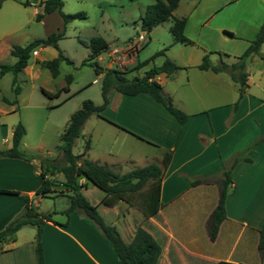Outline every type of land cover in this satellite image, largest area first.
I'll return each mask as SVG.
<instances>
[{"label":"crops","instance_id":"1","mask_svg":"<svg viewBox=\"0 0 264 264\" xmlns=\"http://www.w3.org/2000/svg\"><path fill=\"white\" fill-rule=\"evenodd\" d=\"M185 5L175 16L185 18L182 31L191 40L185 44L199 48L192 61L195 70H192L190 77V57L187 55V59L180 63L170 58L179 66L171 74L158 72L153 76L160 84L162 93L187 113L185 121L179 123L145 92L123 94L114 89L108 91L107 101L96 115L105 121V127L119 136L120 142H130L136 147L147 143L159 149L158 154L150 156L159 165L162 164L164 150H170V158L162 168L159 208L154 214L144 217L134 202L118 199L112 204L103 203L100 201L103 190L98 199L91 200L88 197L91 187L87 184L90 180L84 176L77 179L78 190L96 205L101 216H108L107 220H103L114 225L123 241L130 239L137 224L145 228L160 245L155 264H212L217 260L264 264V247L261 258L257 250L259 228L264 222V139L249 152L250 160L241 159L231 169V182L224 198L225 214L218 223L213 239L208 237L205 226L208 214L217 201L222 168L253 142L255 136L264 133V126L259 127V131L253 130L241 144L238 143L244 118L243 102L251 96L248 76L247 86L239 98L238 87L235 98L233 95L223 98L226 74L197 67L202 54L215 52L211 51L214 48L222 50L216 53V62L218 59L224 60L223 57H228L231 52L236 54L235 60L254 37L262 21L264 0H188ZM53 11L56 9L48 13ZM59 28L57 26L55 31ZM44 46L37 45L31 52L37 54ZM263 49L264 39L259 44L258 53H252L250 59H264ZM178 50L183 52L182 48ZM136 51L137 46L131 51V63L134 61L132 54H136ZM96 59H99V54ZM110 60L111 56L106 64L100 65L101 68L113 67ZM263 71L261 67L257 70ZM183 72L186 74L184 79L181 78ZM96 74L100 76L101 72ZM13 100L4 99L7 103H14ZM234 101L236 104H233ZM250 123L254 124L252 120ZM85 150H82V156ZM123 154L109 161L108 166L113 168L121 160L134 157L137 153L127 149ZM90 160L98 162L96 159ZM0 163L25 164L19 157H0ZM44 170L1 171L0 189L27 195V203L34 210L36 196L41 197L35 189L43 177L52 176L59 181L50 185L47 195L59 194L56 192L58 188H55L58 186L63 188L62 195L71 192L62 184L60 171L55 170L50 175ZM40 171L44 172L43 176ZM201 174L207 176V181L189 182V178ZM26 178L33 181L26 182ZM23 205L24 199L18 194L0 192V229L20 213ZM20 227L13 239L2 242L0 264H36L34 232L30 237L21 238L18 234ZM40 242L44 264H120L109 240L91 219L76 210H70L61 219H53L51 215L50 219L44 218Z\"/></svg>","mask_w":264,"mask_h":264},{"label":"rangeland","instance_id":"2","mask_svg":"<svg viewBox=\"0 0 264 264\" xmlns=\"http://www.w3.org/2000/svg\"><path fill=\"white\" fill-rule=\"evenodd\" d=\"M24 1L26 3H23ZM39 1H1L0 62L10 64L15 60L14 55L9 52L11 44L22 45L34 37L44 36L50 31H55L57 26L60 27L59 30L62 29V18L57 10L45 13L39 19H35V12L40 9ZM61 1L63 12H82L83 15L72 17L64 24L63 36L57 40V47L47 44L37 54L30 51L27 63L21 70L15 73L11 70L0 73V148L10 144L12 127L19 121L24 127L19 148L27 155H31L29 159L21 158L25 163L23 165L22 163H0V172L4 170H12V172L22 170L25 172L29 169L42 170L45 168L44 171L49 174V169L55 171L54 166H59L65 162L59 148L60 133L67 123L70 113L79 108L84 99H90L94 103H99L101 99L100 76L95 73L92 64L81 62L88 54L89 49L86 43L91 36H101L108 43V47L116 45L124 50L129 40L136 39L139 30L144 33V38L136 44V54H132L134 61L131 63L130 56H126L124 60L129 63L124 62L120 65V69L126 70L124 72L126 77L142 74L150 66L160 64L165 57L173 58L175 62L180 63L185 61L186 56L189 55L188 64L191 65L188 67L189 75L192 70H195L192 61L195 59L194 54L198 52L199 48L174 41L168 29L172 17L184 9L185 2L188 0H178L171 11V15L152 26L149 31L140 29L139 16L144 7L153 0ZM108 47L100 51L99 59H96L101 66L109 60L106 55ZM179 48H182L183 52H179ZM220 49H211L215 52L208 53L209 60L215 63L216 53L222 52ZM159 50L162 52L156 53ZM189 50H191L190 53ZM58 51L69 61L59 59L57 73L52 75L46 66L40 64V61L51 59L58 54ZM234 54L231 52L228 57H223L224 61L233 60L236 55ZM150 57L151 59H149ZM145 59H148L146 63L138 67L135 66L137 62H142ZM260 67L264 69V59L258 57L250 59V56L246 58L244 69L247 72L248 92L251 93V96L243 102L242 116L244 118L243 125L240 127L239 144L251 135L253 130L259 131V127L264 126V71L257 72ZM222 72L226 74L223 98L228 97V95H233L235 98L238 84L233 82L225 71ZM68 74H70V80L66 83ZM181 74V78L184 79L186 77L185 72ZM12 79L14 80L13 83ZM66 84L68 89H62V86ZM14 85L18 86L16 94L13 90ZM41 87L49 92L59 91L57 95L47 96L40 90ZM182 91L183 89L177 93L180 94ZM2 96L10 100L15 98L16 101L7 103L1 99ZM96 115L90 113L81 123L79 132L71 145L73 153H81L84 145L87 144L84 156L89 159H96L106 166H108L109 161L124 155L123 153H126L127 149L137 153L136 156L130 157L131 159L121 160L116 166H113L111 169L116 172L142 165L147 160L156 163L154 158H150V156L158 154L159 149L151 147L147 143H141L136 147L130 145V142H120L119 136L105 127V121ZM254 116L258 122L253 118ZM251 120L254 124L250 123ZM262 134L259 133L254 139ZM28 181L33 180L31 178L26 180V182ZM55 183L57 184L59 181ZM87 184L91 187V191L88 193L89 199H98L103 191L91 184L90 181ZM55 188H58L56 192L59 194L36 196L37 201L33 205L36 211H54L51 217L61 219L65 215L64 209L68 205V200L65 195L60 194L63 191L61 186ZM135 204L137 205V203ZM99 209L101 211V206ZM102 216L104 220L108 219L106 214ZM34 231L35 225L27 223L21 225L18 234L19 237L25 238L30 237Z\"/></svg>","mask_w":264,"mask_h":264},{"label":"trees","instance_id":"3","mask_svg":"<svg viewBox=\"0 0 264 264\" xmlns=\"http://www.w3.org/2000/svg\"><path fill=\"white\" fill-rule=\"evenodd\" d=\"M2 0H0L1 3ZM178 0H153L148 3L140 17V29L149 31L150 28L162 22L167 16L171 15L172 9L176 6ZM23 3H26L25 1ZM40 9L35 12V19H39L43 14L56 9L62 18V29L57 31H50L44 36L34 37L24 44L13 43L10 45L9 52L14 55L15 60L10 63L0 62V73L11 70L13 73L21 70L27 63L30 51L37 45L51 44L57 47V40L63 36L64 24L72 17L82 16V12L65 13L61 10V0H40ZM185 23L184 16H173L168 29L174 41L182 43H190L191 40L183 33V26ZM264 39V16L262 21L252 39L249 40L247 46L243 51L236 56V59L231 62H225L218 59L217 62L212 63L208 58V53L202 54L200 61L197 63L198 68L211 69L213 71H225L229 77L238 84V98L241 96L244 88L247 86L246 71L244 69L245 60L252 53H258L259 44ZM86 46L88 47V54L81 60L82 63L88 62L92 64L95 73L100 74V102L94 103L90 99H84L79 108L72 111L68 117L62 132L60 133L61 143L59 148L64 158V163L59 166H54L56 171H60L63 175L62 184L70 189L67 193L68 205L64 209L65 213L70 210H76L84 216L91 219L99 228L101 234L107 238L120 262V264H155L160 253V245L154 237L141 225L137 224L134 227L133 233L128 241H123L114 225L106 223L96 205L88 201V199L78 190L79 183L77 181L79 176H84L93 184L104 191L101 200L105 204H112L118 199H125L130 202L137 203L144 217L150 216L156 212L160 206L159 201V187L162 175V168L166 165L170 158V150H164L162 154V164L155 162H147L142 165L134 166L122 173L112 170L110 167L92 161L82 156L81 153H73L71 145L74 137L79 132V127L84 119L90 114L95 113L99 115V111L107 101V93L110 89H114L123 94H135L138 92H145L149 94L154 100L159 102L179 123H182L187 118V113L181 108L174 105L168 95H164L161 91L160 84L153 78L158 72L171 74L179 66L170 58L165 57L158 65H152L140 75L136 74L131 77H126L124 72L126 70L116 67L101 66L96 61V56L107 48V42L101 36H91ZM159 50L156 53H161ZM219 53V52H218ZM59 59H65L59 51L58 54L49 60H42L41 65L46 66L52 75L57 73V64ZM151 59V57L149 58ZM148 59L142 62H137L136 67L146 63ZM128 69V68H127ZM70 80V74L66 76V83ZM12 79V83H13ZM62 89L67 90V84L62 86ZM14 93L18 92V86H13ZM40 90L47 96L57 95L59 90L49 92L44 88ZM237 98V99H238ZM4 100L5 98L2 97ZM236 99V101H237ZM16 99L14 98L13 101ZM234 101L233 104H236ZM24 133L23 125L17 121L11 130L10 145L0 148V157H19L29 159L31 155H27L19 148V141L21 135ZM264 139V133L256 138L243 151L234 155L229 163L221 170V176L218 180V197L216 204L211 209L205 222L206 232L210 239H213L216 233L218 223L224 217V198L231 182L230 172L234 164L239 160H250L249 152L253 150L254 146ZM54 171L49 169L51 175ZM43 176L44 172L40 171ZM57 180L52 176L43 177L35 189V192L41 196L47 195L50 191V185L56 184ZM207 181L205 174L197 175L189 178L191 184ZM0 192H9L18 194L24 199V205L20 213L10 219L0 229V246L2 242L13 239L15 231L23 224L29 223L35 225L33 235V249L36 264H44L42 256V246L40 242V228L43 219H50L51 212H37L27 203V195L20 194L15 190L0 189ZM264 247V222L259 228L257 250L261 258ZM212 264H236L227 260H217Z\"/></svg>","mask_w":264,"mask_h":264},{"label":"built area","instance_id":"4","mask_svg":"<svg viewBox=\"0 0 264 264\" xmlns=\"http://www.w3.org/2000/svg\"><path fill=\"white\" fill-rule=\"evenodd\" d=\"M143 38H144V33L139 30L137 35H136V39L129 40L128 44L125 46L124 50H122L121 48H119L116 45L109 46L108 51H106V55L108 57L111 56L110 61H112L111 62L112 66L113 67L117 66L118 68H120L121 63L125 62V61H123L125 59V57L131 55L132 49H134L136 47L137 42L141 41Z\"/></svg>","mask_w":264,"mask_h":264}]
</instances>
